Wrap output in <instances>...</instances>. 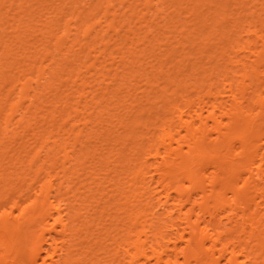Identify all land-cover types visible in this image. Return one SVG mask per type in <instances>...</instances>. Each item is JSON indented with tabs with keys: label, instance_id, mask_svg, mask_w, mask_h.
I'll return each mask as SVG.
<instances>
[{
	"label": "bare ground",
	"instance_id": "6f19581e",
	"mask_svg": "<svg viewBox=\"0 0 264 264\" xmlns=\"http://www.w3.org/2000/svg\"><path fill=\"white\" fill-rule=\"evenodd\" d=\"M153 1L0 0V264H264V17L236 6L261 0H231L261 28L225 18L231 30L221 26L219 41L212 37L230 0H214L207 14L196 7L207 0L191 8L179 0L189 15L170 5L167 18L158 10L162 22V0L155 13ZM147 11L165 30H203L191 37L197 42L172 30L178 44L186 35L196 47L223 44L210 51L211 69L202 47L194 59L207 68L192 62L188 76L165 73L161 91L174 98L156 94L163 101L154 116L156 100L115 102L125 88L136 98L132 76L159 86L160 76L139 71L163 30Z\"/></svg>",
	"mask_w": 264,
	"mask_h": 264
},
{
	"label": "rangeland",
	"instance_id": "374dc122",
	"mask_svg": "<svg viewBox=\"0 0 264 264\" xmlns=\"http://www.w3.org/2000/svg\"><path fill=\"white\" fill-rule=\"evenodd\" d=\"M10 1H12V0H10ZM135 1H136V0H135ZM141 1H143V0H141ZM144 1H145V0H144ZM151 1H152V0H151ZM154 1L157 2V0H154ZM154 1H153V2H154ZM158 1H159V0H158ZM163 1H164V0H162L161 2L163 3ZM170 1H171V2H170ZM177 1L179 2V0H175V2L177 3L176 6L174 5L175 2H174L173 0H168L167 2H166V0H165V1H164L165 3H163V4H162L161 2H157V5H158L159 7H160V4H159V3H161V4L163 5V6H162L163 8H164L165 6L167 7V10H165L166 7H165L164 9H163L162 7H161L160 9H158L159 7L157 6L158 8H156V7H155L156 3L154 2V6H153V7H152V4H151L152 10H154V11H152L151 9H149V12H150V10H151L152 12L155 13V11H156L155 8H156V9H157V12H156L155 14L159 13L158 10H160V11H161V14L164 13V17L167 18L168 16H165V15H168V14L170 13V12L168 11V9H169V10H170L171 8H172V9H176V10H177V13L179 12V10H180V9H179V8H180V7H179V6H180L179 4H180V3L178 4ZM180 1H182V0H180ZM186 1H188L187 4H186V2H185L184 4H186V5H187L186 7H189V8H191L192 6H195V5H194L195 3H196V4L199 3V2H197V0H196V1L193 0V3L191 2L192 0H191L190 2H189V0H186ZM202 1H203V0H202ZM224 1H227V0H224ZM230 1H231V0H230ZM230 1L228 0V5H230V3H229ZM236 1L239 3L238 0H235V2H236ZM241 1H242V0H241ZM243 1H244V0H243ZM246 1H248V0H246ZM250 1H251V0H250ZM253 1L255 2V0H252V2H253ZM257 1H258V0H257ZM262 1H264V0L259 1L260 4L262 3V5L258 4L257 2H256V3H257L258 5H255L254 3H253V5L251 4L250 6H251L252 8L248 7L249 4H250L249 2H248L249 4H247V2H245V3H244V2H241V3H244L245 6H244L243 4H241V3H240L241 5H236V6H237L238 8H240L241 10H243L244 14H245V15L247 14V15H246L247 17H251V19H252V18H255L254 16H257L256 14H257L258 12H259V13H258L259 16H260V13L264 14V2H262ZM137 2H138V1H137ZM172 2H173V3H172ZM194 2H195V3H194ZM231 2H232V1H231ZM235 2H234V3H235ZM138 3H140V2H138ZM176 3H175V4H176ZM200 3H201V2H200ZM203 3H204V4H202L203 6H202V5H200V6H196V7L198 8V11H199V10H200V11H201V10H202V11H206V9H207V10L210 9V11H211L212 9H215L214 6H211V7H213L212 9H211V7H210V8H207V7H209L210 5H213V4L216 3V1H214V0H207V5H206L205 2H203ZM232 3H233V2H232ZM234 3H233V5L231 4L232 6L230 5L231 8H230V7H227V5H226V9H227V11L225 10L223 13H221V14L219 15L220 19H221V16L223 17V20H222V19H221V20L219 19V20H220V21H223V24H224V25L221 24V25L215 27V29L218 30V31H217L218 33H214V32H212V31L215 30V29H213V30L211 29L212 31L210 32L209 35L211 36V35L217 34L216 36H218V37L213 36L212 38H215V39L217 38V40H218V38L221 36V34H222V32H223L222 29H221V26H224V27H225V30L228 29V28L230 29L229 24H228V21H229V22H233L232 20H231V21L229 20L230 17H231V19H232V18L235 16L236 18L234 17V18H233L234 20H236V19L238 18L237 20H238L239 22H240V21H245L246 25H248L249 23L252 22V20H251V22H248V23H247V20H244L246 17H245L244 14L242 13V11H240V9H239V10H238V8H237V9H234V6H235ZM114 4H115L114 6H116L118 3L115 2ZM142 4H143V3H142ZM144 4H145V3H144ZM208 4H209V5H208ZM236 4H237V3H236ZM14 5L17 6V5H18L17 2H15ZM137 5H138V4H137ZM170 5H172V6L174 5V6H173V7L171 6V8H170ZM178 5H179V6H178ZM181 5H182V4H181ZM246 5H248V6H246ZM124 6H126V5H124ZM138 6H141V4L138 5ZM168 6H169V7H168ZM190 6H191V7H190ZM236 6H235V7H236ZM14 7H15V6H14ZM117 7L119 8V5L116 6V8H117ZM122 7H123V6L120 7V10H122V9H121ZM141 7H142V6H141ZM144 7H145V5H144ZM148 7H149V5H148ZM151 7H150V8H151ZM175 7H176V8H175ZM203 7H204V9H201V8H203ZM114 8H115V7H114ZM116 8H115V10L118 9V8H117V9H116ZM123 8H124V7H123ZM133 8L135 9V10L133 11V12L135 13V12L137 11L136 8H138V7L136 6V8H135V7H133ZM139 8H140V7H139ZM142 8H143V7H142ZM177 8H178V9H177ZM189 8H188V9H189ZM199 8H200V9H199ZM205 8H206V9H205ZM229 8H230V11L228 10ZM232 8H233V9H232ZM13 9H14V8H13ZM17 9H18V8L15 7L14 11H17ZM125 9H126L125 11L127 12V9H128V8L126 7ZM147 9H148V8H146V9L143 8V10H147ZM161 9H162V10H161ZM182 9H183V7L181 8L180 12L184 13V10H182ZM184 9H185V8H184ZM231 9H232V12H231ZM118 10H119V9H118ZM118 10H117V12H118ZM120 10H119V12H121ZM131 10H132V9H131ZM131 10L128 9V12L125 13V15H126V14H127V15H130V14H129V11H131ZM139 10H141V9H139ZM143 10H141L140 12H142ZM163 10H164L165 12L168 11L169 13H166V14H165V12H164ZM189 10H190V9H189ZM189 10H187V11H189ZM237 10H238V11H237ZM4 11H5V9L2 10V12H4ZM12 11H13V10H12ZM170 11H172V10H170ZM187 11H186V13H188ZM228 11L231 13V15H229V12H228ZM233 11H234V12H233ZM239 11H240L242 14L239 13ZM250 11H256L257 13H255V15H253V13H254V12H253L251 15L248 16V14L251 13ZM122 12H124V11H122ZM122 12H121V14H122ZM133 12H130V13H133ZM140 12H139V13H140ZM149 12L147 11V13L149 14V16H148V14H147L148 17H147V16L144 17V19L148 18V21H149V17H151L150 20L153 18V17L151 16V14L154 15V13H151V14H150ZM174 12H176V11L174 10ZM190 12H191V11H190ZM208 12H209V10H208ZM226 12H228V14H227ZM237 12H238V13H237ZM246 12H249V13H246ZM139 13H138V16H139ZM145 13H146V12H145ZM172 13H173V12H171L170 15L173 16V19H176L177 13H176V15H175V14L172 15ZM186 13H184V15L182 14L181 16H183V18H185L184 16L186 15ZM209 13H210V12H209ZM234 13H236V14H238V15L241 14L240 17L243 16V18L241 17L242 19L240 18L241 20H239V17H237L238 15L236 16ZM121 14H120V16H118V17L116 18L117 20L121 17ZM136 14H137V13H136ZM141 14H142V13H141ZM141 14H140V15H141ZM161 14L159 13V14H157V15H160V16L162 17ZM180 14H181V13H180ZM204 14H207V11H206V13L204 12ZM233 14H234V15H233ZM262 14H261V16L264 17V15H262ZM3 15H4V16H3L4 19L7 20V18H6V14L3 13ZM170 15H169V16H170ZM178 15H179V14H178ZM188 15H189V13H188ZM214 15H215V14H212V15L210 14L209 16H214ZM141 16H142V15H141ZM141 16H139V17H141ZM155 16H156V15H155ZM155 16H154V18H153V20L156 18V20H154V21H155L154 24H155V26L157 27V29H161V30H162L163 28L158 27L159 24L156 25V23H158V20H160V17H159V16H156V17H155ZM174 16H175V17H174ZM181 16L179 15V18L182 19ZM191 16H192V14L189 16L190 18H189L188 16H186V19H188V20H189V19H193V17H191ZM126 17H127V18H126ZM187 17H188V18H187ZM194 17H195V16H194ZM199 17H200V16H198V18H199ZM262 17H261V18H262ZM132 18H133V17H132ZM134 18H137V16H136V17L134 16ZM134 18H133V19H134ZM166 18H163V17H162L161 20H160V22H162L163 20L165 21ZM200 18H201V17H200ZM211 18H212V17H211ZM225 18H227L228 21H227ZM257 18H258V19L255 18V20H259L260 17H257ZM261 18H260V20H261ZM123 19H126L127 21H130L131 18L129 19L128 16H125V18H121V19H119V20H123ZM133 19H131V20L133 21ZM138 19H139V18H138ZM138 19H137V20H138ZM140 19H142V18H140ZM144 19H142V20L144 21ZM177 19H178V18H177ZM186 19H184V20H186ZM209 19H210V18H209ZM209 19H208V20H209ZM224 19H225L226 21H225ZM248 19H250V18H248ZM134 20H136V19H134ZM137 20H136V22H137V24L139 25L140 20H139V22H138ZM142 20H141V21H142ZM194 20H195V19H193V23H194ZM198 20H200V19H198ZM208 20H207V22H208ZM255 20H253V22L250 24L251 27L255 25V26H260V28H261L260 23H262V22L259 21V22H260V23H259L258 21H256V22L254 23ZM262 20H264V19H262ZM156 21H157V22H156ZM182 21H183V20H182ZM182 21H181V23H182ZM190 21H191V20H189L188 22H190ZM209 21H210V20H209ZM248 21H250V20H248ZM134 22H135V21H134ZM134 22H133V23H134ZM149 22H150V25H154V24H152L153 22H152V23H151V21H149ZM191 22H192V21H191ZM225 22H227V23L225 24ZM127 23H128V22H126V24H127ZM133 23H131V24H133ZM163 23H164V22H163ZM208 23H210V22H208ZM242 23L245 24L244 22H242ZM253 23H254V24H253ZM126 24H125V26L128 25V24H127V25H126ZM129 24H130V23H129ZM142 24H143V22H142ZM142 24H141V25H142ZM145 24H146V22H144V25H145ZM148 24H149V23H147V25H148ZM164 24H165V23H164ZM164 24H163L164 27H167V26L169 25L168 23H166L167 26H166V24H165V25H164ZM189 24H190V23H189ZM199 24H201V23H199ZM133 25L135 26V24H133ZM133 25H132V26L130 25V26L133 27ZM141 25H140V26H141ZM150 25L148 26V28H151V29L154 28V29L152 30V33H153V31L156 29V27H155V26L152 27V26H150ZM179 25L181 26V24H179ZM193 25H195V24H193ZM197 25H198V24H197ZM226 25H228V28H227ZM230 25H231V23H230ZM130 26L128 25V27H130ZM140 26H139V27H140ZM163 26H162V27H163ZM128 27H125V28H128ZM137 27H138V26H137ZM144 27H145V26H144ZM170 27H171V26H170ZM173 27H174V26H173ZM191 27H192V26H191ZM211 27H212V26H211ZM217 27H219V29H221V30H219ZM262 27H264V26H262ZM123 28H124V27H123ZM145 28H146V27H145ZM145 28H143L142 30H144ZM176 28L180 29V27H178V26H177ZM176 28L174 27V29H176ZM182 28H184V27H182ZM185 28H186V27H185ZM187 28L190 29L189 27H187ZM209 28H210V27H209ZM212 28H213V27H212ZM252 28H253V27H252ZM133 29H135V31H136V28L133 27ZM146 29H147V28H146ZM170 29H171V30H169V29H168V30L163 29L162 31L159 30L160 32H159L158 30H157V31L155 30V31H154V34H156V33L158 34V35H157V34L155 35V36H156L155 39H154L153 41H151V42L148 44L149 46L146 45V44H144V45L148 46V49L146 50L147 52H145V54L143 53V55H144L143 57H144L146 60H145V59L141 60L143 57H142V56L140 57V58H141L140 61H143V64H142L143 68H141L139 71L141 72L143 69H145V71L147 72V75H148V76H149V75L152 76V77H159V76H160L159 86H154V87H153V84H152V85H150V86H152V87H150V86L148 85V83L146 84L147 81H146V79L143 78V77H146L145 75L141 76L140 74H138V75H136L135 77L132 76V77L130 78L131 81L134 82V83L136 84V86H138V88H137L136 90L133 89V88H131V89H132L131 92L134 93V95H137L136 98H132L133 96L129 97L128 94H127V93H128V90H127V88H125L124 91H123L122 93H120V95H119L120 97H117L118 99L115 100L116 103L124 102V100L127 99V98H128V100H127L125 103L130 102V103H129V106H131L132 104H135V103H137V104L140 103L141 105H142V104H147L148 102H151L152 100H156L157 102H155V103L152 105L153 107H155V106H156V107L152 109L153 111H152V114H151V115L154 116V114H155L156 112L161 113V112H162V108L159 107V105H161V102H160V101H163V100L161 99V97H158L157 95L160 94V93H162V94L166 93L167 96H168L169 93H170V90L167 91V92H165V91H161L162 86H166V83L163 82V79L166 77V74H165V73H166V72H168V73L170 72L171 75L175 76V74L177 75V73L179 74V73L181 72V73L179 74L180 77H181V76H184V75L188 76L186 72L192 70V67H193V70H194V69L197 67V65L199 66L198 70H199V69H202L200 66L203 67V64H205V65H204V68H207L208 65H207L205 62L208 60V58L213 57V56L216 58V55L211 56V52H212L213 50H215V51H213L212 53H213V54H214V53L217 54L219 51H216V50H219V48H220V49L222 48V47H221V44H222V43L219 44V48H218V46H217L216 44H215L216 46L213 44L215 47H212L211 44H212V43H215L213 40H212L213 42L209 44L210 47H211V48L209 47L210 49L206 48V46H204V45H205L204 43H199L200 45L198 44L197 47L195 46V45H196L195 43L192 44L191 41H190V40L192 39L191 37L194 36V39H196V37H197L196 40H197V41L200 40L199 38H200V35L203 33V30H201V29H199V28H198V30L202 31L201 34H200V32L197 30L198 34H197V33H196V34H197V35L200 34V35H199V38H198V36H197L195 33H194L195 35H193L192 33H191L192 35H191V34H187V33H188L187 29H186V30L184 29L187 33H186L185 31H183V29H180V30L177 29L178 31H176V30H174V29H172V28H170ZM229 29H228V30H229ZM121 30L124 31V32H126V31L123 30L122 28H121ZM121 30H120V31H121ZM139 30H140V29H139ZM139 30H137V31H139ZM172 30H174L176 33L179 32V33L177 34V36H176V37H178V38H179L178 35L181 33L180 31H182V33H184V35L187 34V35H188V38H191V39L186 40L187 35L184 36V38H182L183 36H181L180 39H178V40H182V39H184V40H182V41H186V43H183V42H182L181 44H178V43H176V39H177V38L174 37V36H173V38H172V35H176L175 33H172V32H174V31H172ZM207 30H208V29H207ZM216 30H215V32H216ZM230 30H231V29H230ZM230 30H229V31H230ZM259 30L264 31V29H258V31H259ZM122 31H121V33H123ZM145 31H146V30H145ZM221 31H222V32H221ZM140 32H141V31H140ZM155 32H156V33H155ZM158 32H159V33H158ZM219 32H221V34H219ZM259 32H261V31H259ZM141 33H142V34H141ZM141 33H140L141 35L144 34V32H141ZM152 33H149V34H152ZM205 33H206V31L204 32V34H205ZM211 33H212V34H211ZM213 33H214V34H213ZM140 34H139V36H141ZM218 34H219L220 36H219ZM189 35H190V37H189ZM168 36H171V38L168 39V42H167L166 39H167ZM185 37H186V38H185ZM181 38H182V39H181ZM188 38H187V39H188ZM212 38H211V39H212ZM194 39H192V42L196 41V40H194ZM215 39H214V40H215ZM178 40H177V41H178ZM193 40H194V41H193ZM140 41H141V40H140ZM140 41H139V42H140ZM165 41H166V44H165ZM197 41H196V42H197ZM218 41H219V40H218ZM147 43H148V42H147ZM179 43H180V42H179ZM216 43H217V41H216ZM176 44H177V46L174 47V45H176ZM183 44H184V46L182 47ZM202 44H203V46H201ZM217 44H218V43H217ZM144 45L141 44V46H143V47H144ZM171 45H173L172 47L175 48V50H173V52H172V51H171V52L169 51V49H170L169 46H171ZM178 45H179V46H178ZM193 45H194L195 47H194ZM222 45H223V44H222ZM139 46H140V45H139ZM139 46H138L137 48H140ZM200 46H201V47H200ZM176 47H177V49H176ZM198 47H199V48H198ZM202 47H205V49H207V51L209 50L208 52L210 53V56H209V55L205 54V53H207L206 50H205V52H204V50H203L202 54L200 55V56H202L201 58H203V59H204V58H205V59L207 58L206 61H205V59L203 60V61H205V62L201 61L202 59H199V60H198V59H196V60L194 59V58H200V57H199V53H200V52L198 53V52H196V50L199 49L198 51H202V49H204V48H202ZM207 47H208V45H207ZM174 48H173V49H174ZM200 48H201V49H200ZM212 48H213V50H212ZM216 48H218V49H216ZM171 50H172V49H171ZM211 50H212V51H211ZM210 51H211V52H210ZM216 52H217V53H216ZM195 53L198 55V57H197V55H196ZM194 54H195V55H194ZM203 54H204V56L206 55L207 57H206V56L203 57ZM186 56H187V57L190 56V57H189V58H186ZM195 56H196V57H195ZM208 56H209V57H208ZM116 59H117V58H116ZM210 59H212V58H210ZM144 60L147 62V65L145 64L146 62H144ZM197 60L199 61V63H198ZM212 60H213V62L211 61V63H212V66H213V65L216 63L217 59H212ZM214 60H216V61L214 62ZM149 61H151V62H149ZM194 61H195V62H194ZM88 62H90V60H89ZM109 62H110V61H109ZM192 62H193V63H192ZM201 62H202V64H201ZM209 62H210V60L207 61L208 64H209ZM107 63H108V62H107ZM153 63H154V64H153ZM191 63L193 64V66H192ZM211 63H210V64H211ZM148 64H151V65H148ZM160 64H161L162 67H163L162 70H163L164 73L160 71V67H159ZM189 64H190V67L192 66L191 68L189 67ZM199 64H201V65H199ZM210 64H209V68H207V69H211V68H210V66H211ZM153 65H154V66H153ZM195 65H196V66H195ZM151 66H153V67H152L153 69L151 68ZM187 66L189 67V70H188V68H186ZM206 66H207V67H206ZM212 66H211V67H212ZM184 68H185L186 70H184ZM204 68H203V69H204ZM260 68H264V67L261 66ZM135 69H137V67H135ZM177 69H178V70H179V69H183V71H184V72L186 71V72H185V74L183 75L182 70L176 72ZM208 71H209V70H208ZM191 72H192V71H191ZM191 72H189V75H191V74H190ZM160 73H161L162 75H161ZM173 73H174V74H173ZM207 73H208V72H207ZM164 74H165V75H164ZM93 76H94V75H93ZM96 76H97V75H95L94 78L92 77V80L95 81V80H96V79H95ZM161 76H162V77H161ZM200 76H201V75H200ZM200 76H199V77H200ZM61 77H62L63 79H65V78L69 77V75L63 74V75H61ZM72 78H73V76H72L70 79H72ZM184 78H185V77H184ZM184 78H183V79H184ZM200 78H201V77H200ZM89 80H90V79H89ZM133 80H135V81H133ZM94 81H89V82H90V86H91V84L94 85V83H95ZM136 81H137V82H136ZM161 81H162V82H161ZM64 83H65V82H64ZM67 83H68V82H67ZM67 83H66V84H67ZM66 84L60 86L59 91L62 90V89H64V88L66 87ZM69 84L71 85L72 83L69 82ZM69 84H68V85H69ZM57 85H58V84H57ZM68 85H67V86H68ZM94 86H95V88H96V85H94ZM145 86H146V88H144ZM147 86H148V87H147ZM68 87H69V86H68ZM93 88H94V87H93ZM170 88H173V87H170ZM188 88H189V89H192L193 87L190 86V87H187V89H188ZM189 89H188V90H189ZM142 90H144V92H143ZM156 91H157V92H156ZM190 91H191V90H190ZM52 92H53V93L55 92L54 89L52 90ZM156 94H157V95H156ZM51 96H52V95H51ZM154 96H157V97H154ZM123 97H124L125 99H124V100H121ZM168 97H169L170 99H173V98H174L173 96H170V95H169ZM75 100H76V98H75ZM110 106H111V105H110ZM110 106H109V107H110ZM161 106H162V105H161ZM46 108H47V107H46ZM79 108H81V106H79ZM108 109H109V108H108ZM118 110H119L118 108L115 109V108L113 107V108H111L108 112H106V113L104 114V116H108V115L112 116L111 114L116 113ZM80 111H81V112L78 114L79 117H82L84 114H86V112H85V113L83 112L84 110H80ZM87 111H90V110H87ZM94 113H95V117H96V119H93V123H92V124H94V126H93V129H92V130L96 132V131H98V130H101V129H100L101 126H100V124L97 125V124H98V120H99L98 117H97V116H98V112H97V110H96ZM71 115L73 116V115H76V114H75V112H74V113H72ZM143 116H144V115H143ZM65 117H66V116H65ZM79 117H76L75 119H79ZM115 117H116V116H114V118H115ZM70 122L72 123L73 120H71ZM80 123H81V122H80ZM114 123H116V121H115ZM81 126H82V125L79 124V126H77V127L73 130V132H72L71 135H70V137H71V141H73L74 133L78 132V130H79V128H80ZM120 130H122V128H120ZM1 131H3V127H2V126H0V132H1ZM86 131H88V130L83 131V134H84V135H85V132H86ZM103 146H104V145H103ZM103 146H102V147H103ZM93 148H94L93 146L90 147V149H93Z\"/></svg>",
	"mask_w": 264,
	"mask_h": 264
}]
</instances>
